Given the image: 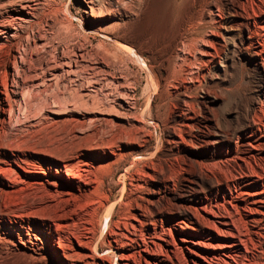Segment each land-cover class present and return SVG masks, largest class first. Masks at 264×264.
Instances as JSON below:
<instances>
[{
  "label": "bare ground",
  "instance_id": "obj_1",
  "mask_svg": "<svg viewBox=\"0 0 264 264\" xmlns=\"http://www.w3.org/2000/svg\"><path fill=\"white\" fill-rule=\"evenodd\" d=\"M75 1L104 38L95 49L83 37L58 50L49 30L63 23L40 0H0V264H264V0ZM121 52L148 62L147 120L164 129L165 151L96 153L75 133L45 143L62 80L84 73L92 86L109 60L125 64ZM123 94L117 105L134 109ZM80 96L75 106L89 107ZM35 116L39 127H24ZM135 122L123 131L132 142ZM146 155L158 174L137 167ZM127 163L117 203L104 186Z\"/></svg>",
  "mask_w": 264,
  "mask_h": 264
},
{
  "label": "rangeland",
  "instance_id": "obj_2",
  "mask_svg": "<svg viewBox=\"0 0 264 264\" xmlns=\"http://www.w3.org/2000/svg\"><path fill=\"white\" fill-rule=\"evenodd\" d=\"M40 1L43 4V8L45 10V13L47 12L46 14L52 15L54 18L58 19L59 21H61L63 23V24H57L56 26H54L53 30H49L50 36L54 37L53 38L54 45H56V46L58 45L57 46L58 50H61V48H65L66 45L71 46V45L80 44L81 41L83 39H85L83 37L87 38V42L90 43V44H88L90 47L93 45L90 49L94 48L96 46V44L98 46V43H100L102 40H104V38L101 35H96L95 33H93V31H91L90 24L83 20L82 13L80 12L81 10L78 7L75 0H40ZM104 1L106 2V0H104ZM100 2L101 3H99V5L105 4L102 1H100ZM70 42H71V45H70ZM120 54H121V56L124 55V56H122L124 60H125L126 56H128V54L126 52H121ZM131 57H133V60L136 62H134V61L132 62L130 60V57L126 58V60L124 62L125 64L109 60L111 62V63L109 62L110 65L107 68L105 67L106 70L104 68L106 75L104 72H102L103 74H101L100 73L101 71H99V72L96 71L95 73L92 72L93 76L91 78H92V80L95 79V81L91 82L90 85L92 84V86H89V87L87 86L88 85L87 80H85L86 78H89L88 77L89 75H86L84 73H83V75H80L81 77L80 76L77 77V78L80 77L81 79L84 77L82 80L80 78L79 79L76 78L78 81L76 79H72V81L70 82V80L68 81V79H63L62 84L64 86H62V84H61L59 87L60 88L59 89L60 93L58 92L59 93L58 95L60 96L59 99H62V100L64 99V103H65L66 99L69 100L70 103L68 101H66L68 108L73 107L72 108L73 110L72 109L66 110L65 112H63L62 115L53 114L52 112L59 110L61 106H66V104H64L62 102V100H60L61 101L60 105H56L57 107L56 106L52 107L53 106L52 104H51L52 105L51 107L48 106L49 110L48 109L46 110L45 117L47 118V120L49 118L50 119L48 120L47 127L45 128V143L54 144V145H59V144L61 145V144H67V143L71 144V143H74V139H73L72 135L75 133L79 137L84 138L85 142L84 141L83 142L85 144L82 143L83 145L82 144L81 145L83 146V148H85L87 150H91V152H96V153L107 152V150H108L107 146L108 147L112 146L111 145L112 143H114L112 147H115L118 149V145L123 147V148H126V146L132 147V145H134V143L137 144L138 142H139L140 146L144 147L147 145L146 149L147 150L150 149L149 150L150 152H156L157 151L159 153H162L163 151H165V145H166L165 143L166 142H165V138H164V129L161 126H158V125L152 123L151 121L147 120L148 112L154 113L155 106L157 104L156 103L157 101L153 99V98H155V95L153 97L151 96L153 99V100H151L150 95L152 93L145 86L146 79H147L148 75H146L147 73L145 72L142 65L144 63H148V62L142 58H138L136 56L134 57L133 55H131ZM157 70H158V68L154 69L156 76L159 75ZM97 73H99V74H97ZM95 75H97V76H95ZM113 77H114V79H113ZM79 81L83 86L79 84ZM82 81H84V82L82 83ZM111 82H112V84L114 83L115 85L118 84L116 87L117 88L119 87L120 89L119 88L116 89L114 87V84L111 86ZM84 83H86L87 85L86 84L84 85ZM108 85H110V87H113V88L110 89ZM107 87L111 91L109 89H107ZM127 88H128V90L129 89L130 90L128 91ZM55 90L53 88V91H55ZM87 90H90V91H87ZM50 92H48V93H50ZM56 92H57V90L54 93H56ZM51 94H52V92H51ZM79 94H82L81 96H83L84 94L85 95L87 94V97L83 96L82 99L84 98L83 100L87 101V104L89 105V107L85 106V108H84V106H81L79 103H77L78 106H75V104L73 103L74 101L72 102V100H76L77 98L74 96H77V95L80 96ZM118 94H123V95L129 94V98L134 99L136 101V107L134 109H128V111L123 110V108H121L119 105H117L122 100V99H120L122 97V95H121V97L118 98V96H119ZM48 96L51 97V95H49V94H48ZM114 96L116 99L114 98ZM73 97H74V99H71ZM50 101H51V98H50ZM91 104H92V107H91ZM115 104H116V106H115ZM93 105H94L95 109H93L94 108ZM82 107H83V109H82ZM111 107H112L113 111H110ZM52 108L54 109L53 111H52ZM74 108H76V110ZM85 109H87L88 111L87 110L85 111ZM114 110L116 112H118L119 114L116 113ZM129 110H131V111H129ZM148 110H150V111H148ZM109 112H111V114H109ZM57 113H58V111H57ZM59 113H60V111H59ZM124 114H128V115L130 114L129 116H131L132 118H128L127 119L128 121H126L125 119H123V118H125V116L123 117ZM51 117H55V118L59 117V119L65 118L66 121L61 122V123L59 122L60 124L54 123L51 120ZM134 118L136 120L141 121L142 124L141 125L138 124L137 126H139V128L142 129L141 130L142 134H140V137H142L141 135H143V134L144 135H143V138L139 137L138 138L139 140L132 142V140H130V138L124 137L123 131L130 129L129 123L130 124H133V123L136 124ZM40 119H41V117L40 118L37 116L32 117L24 123V127H25V125H26V127L29 126L32 128V130L35 129L34 127H36V126H37L36 128H38L39 127L38 124H39ZM62 123H64V125H62ZM126 123H128V125ZM120 131L122 132V136H120V134H121ZM127 139H128V141H127ZM116 145H117V147H116ZM180 152L185 153L184 150H181ZM148 157H149L148 155L138 157L137 160H139V165H137V167L139 169L141 167V169H144L147 171L153 170L152 175L154 176V175L159 173L158 168L156 166L150 164L152 159L148 158ZM149 159H151V160L148 161ZM130 160H129V162H130ZM146 160H147V162H146ZM127 164L124 167L119 168V170L115 174L113 180H111L108 176L106 179V184L104 186L106 190H112L113 191V194L115 197L114 201L117 203H119V199L123 193V184L124 183L128 184L129 183L128 178L131 174H133V169H130L129 168L130 165L129 164L127 165ZM146 164L148 165V169H147ZM144 165H145V167H144ZM153 167H154V169H153ZM126 172H129V175L127 176V178H123L122 175L126 174ZM211 177L213 178L214 176H211ZM153 179H154V177H152L149 180L146 179L144 181V185L147 186V187H145V189L149 188ZM184 180H185V178L183 176H181L178 179V181L171 183L170 184L171 191L177 193L179 191L180 187L184 188L186 186ZM144 192H146V190H144ZM115 220H116V218H114V221ZM107 229L108 228L105 227L104 223L101 224L100 235L105 233L107 231ZM263 262H264V260H263Z\"/></svg>",
  "mask_w": 264,
  "mask_h": 264
}]
</instances>
